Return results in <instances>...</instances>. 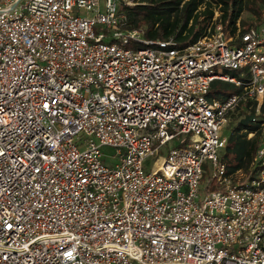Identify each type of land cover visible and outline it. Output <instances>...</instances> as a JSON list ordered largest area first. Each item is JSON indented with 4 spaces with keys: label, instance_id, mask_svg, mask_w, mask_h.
Wrapping results in <instances>:
<instances>
[{
    "label": "built area",
    "instance_id": "obj_1",
    "mask_svg": "<svg viewBox=\"0 0 264 264\" xmlns=\"http://www.w3.org/2000/svg\"><path fill=\"white\" fill-rule=\"evenodd\" d=\"M149 1L0 0V264H264V120L252 176L220 160L264 101V27L150 40L128 15ZM215 79L243 90L210 100Z\"/></svg>",
    "mask_w": 264,
    "mask_h": 264
},
{
    "label": "trees",
    "instance_id": "obj_2",
    "mask_svg": "<svg viewBox=\"0 0 264 264\" xmlns=\"http://www.w3.org/2000/svg\"><path fill=\"white\" fill-rule=\"evenodd\" d=\"M263 5L264 0H150L147 4L131 8L128 15L130 28L142 29L146 39L173 37L186 45L198 40L209 27L213 30L215 22L223 25L228 37H234L239 41L240 35L250 27L244 23L240 24L243 13L249 8L257 16H261ZM216 14L218 15L214 19ZM263 18L264 16L262 19L259 17L256 27L263 23ZM242 71H233L231 75L242 77L240 75ZM242 78L249 81L247 77ZM242 90V87L234 83L215 79L211 82L208 97L210 100H224L233 94L241 93ZM242 107H246L248 111L241 112L236 118V124L228 136L220 160L226 164L229 174L243 170L252 176L255 169L251 170V165L255 161L261 123L264 120V101L258 107L256 101L247 98L239 106ZM247 115H255V120L247 125L239 124ZM250 133H253L252 137H249Z\"/></svg>",
    "mask_w": 264,
    "mask_h": 264
},
{
    "label": "rangeland",
    "instance_id": "obj_3",
    "mask_svg": "<svg viewBox=\"0 0 264 264\" xmlns=\"http://www.w3.org/2000/svg\"><path fill=\"white\" fill-rule=\"evenodd\" d=\"M264 7V5H263ZM262 17L264 16V8L262 9ZM261 16H257L253 10L251 9H247L243 15H242V19H241V23L240 24H246L247 27H251V26H255L256 24L259 23V17L260 19H262ZM264 19V18H263ZM260 26H263L264 27V21L263 23H261V25L257 26V27H260ZM226 72H228L229 74H232L233 71L231 70H227ZM248 111V109L246 107H242V108H239L234 112V115H230V118L228 120V123L225 124L224 128H223V132L225 133V135L229 136L234 125L236 124V118L239 117V115L241 114V112H245ZM88 139V136L85 135V133H81L79 135V138L76 140V144L82 149L85 147V140ZM178 142H170V144H168V146L165 147V149H168V148H172V147H175L177 146ZM101 151H102V154H103V162L106 164V165H114L116 162H117V157H116V148L115 147H112V146H104L101 148ZM155 156H150L149 158L146 159V162H145V170L146 171H149L150 170V167L151 165L153 164V162L155 161ZM203 169L205 171L204 173V176H203V179H202V183H201V187H202V184H205L207 183L209 180H211V185L213 186L214 185V188H215V185L217 183L216 179L214 178H211V175L213 174V168L211 166V161L210 160H207L206 163L204 164L203 166ZM245 173V172H244ZM247 176L248 174L245 173Z\"/></svg>",
    "mask_w": 264,
    "mask_h": 264
},
{
    "label": "water",
    "instance_id": "obj_4",
    "mask_svg": "<svg viewBox=\"0 0 264 264\" xmlns=\"http://www.w3.org/2000/svg\"><path fill=\"white\" fill-rule=\"evenodd\" d=\"M254 120H255V115H247L243 119L240 120L239 124L247 125Z\"/></svg>",
    "mask_w": 264,
    "mask_h": 264
}]
</instances>
